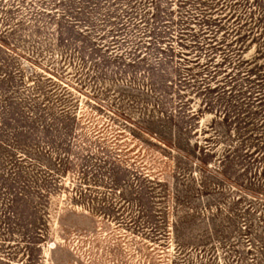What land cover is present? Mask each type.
Masks as SVG:
<instances>
[{
	"label": "rangeland",
	"instance_id": "374dc122",
	"mask_svg": "<svg viewBox=\"0 0 264 264\" xmlns=\"http://www.w3.org/2000/svg\"><path fill=\"white\" fill-rule=\"evenodd\" d=\"M0 264H264V0H0Z\"/></svg>",
	"mask_w": 264,
	"mask_h": 264
}]
</instances>
